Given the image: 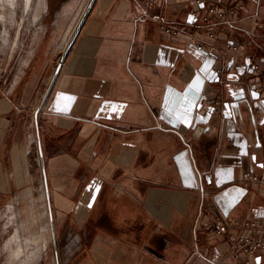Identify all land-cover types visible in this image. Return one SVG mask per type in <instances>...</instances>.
Returning <instances> with one entry per match:
<instances>
[{"label": "crops", "instance_id": "obj_1", "mask_svg": "<svg viewBox=\"0 0 264 264\" xmlns=\"http://www.w3.org/2000/svg\"><path fill=\"white\" fill-rule=\"evenodd\" d=\"M184 1L94 0L56 79L60 61L11 127L22 157L35 147L54 238L69 229L78 240L69 258L56 249L55 264H264V250L242 253L205 229L218 216L230 234H264L244 226L264 222V186L245 177L264 176V92L216 74L228 33L210 39L177 11ZM162 21L192 30L172 34ZM258 22L264 0H248L236 19L249 40L241 60L264 63Z\"/></svg>", "mask_w": 264, "mask_h": 264}, {"label": "rangeland", "instance_id": "obj_2", "mask_svg": "<svg viewBox=\"0 0 264 264\" xmlns=\"http://www.w3.org/2000/svg\"><path fill=\"white\" fill-rule=\"evenodd\" d=\"M87 1L34 0L27 9L17 0L13 19L0 20V117L10 121L5 132L0 122V264H55L56 249L69 258L78 241L69 229L54 238L35 147L22 157L11 127L41 97ZM16 231L23 251L11 260L5 243Z\"/></svg>", "mask_w": 264, "mask_h": 264}, {"label": "built area", "instance_id": "obj_3", "mask_svg": "<svg viewBox=\"0 0 264 264\" xmlns=\"http://www.w3.org/2000/svg\"><path fill=\"white\" fill-rule=\"evenodd\" d=\"M177 7V11L188 10L193 14L195 20H200L202 24L198 26L205 28L210 39L216 40L221 32L228 33V37L220 45L228 60L224 63H217L214 68L216 74L221 75L230 70L240 73L241 83H250L252 80L255 82V92L259 95L262 94L264 92V79H259V77L264 74V63L257 59L241 60L237 57L239 52L249 44L246 36L247 33L245 31L240 32L236 24V19L241 12L248 9V0H185L183 3L178 4ZM162 22L163 28L172 34L192 30L191 27L175 26L167 24L165 21ZM257 27L263 29L264 23L258 22ZM193 40L197 49H206L209 58H217L214 52L209 50L213 43L211 44L207 40L196 37ZM206 101L213 104L217 111L225 109L224 103L218 98L209 97ZM245 177L264 186V176L262 174L248 171L245 173ZM214 214L216 216V213ZM244 226L264 229V222L251 219L245 221ZM205 229L211 231L215 236L224 235L231 247H239L242 253L252 255L260 250H264V234L246 235L240 232L230 234L227 231V224L218 216L205 224Z\"/></svg>", "mask_w": 264, "mask_h": 264}, {"label": "bare ground", "instance_id": "obj_4", "mask_svg": "<svg viewBox=\"0 0 264 264\" xmlns=\"http://www.w3.org/2000/svg\"><path fill=\"white\" fill-rule=\"evenodd\" d=\"M16 1L17 0H0V7L2 8V10L0 11V20H5L8 17L12 18L14 16L15 10H16ZM32 1H34V0H25V4L23 3L24 6H26L25 8L28 9L29 7H31ZM88 1L86 2V4H84V7H83V9H82V11H81V13L79 15V18H81V16L83 15ZM79 18H78V20H80ZM74 28H75V26H74ZM73 31L74 30L71 31V33H70V35H69V37H68V39H67V41L65 43L66 44L65 45V49L67 51L71 47V46L68 47V42L70 40V37H71V34L73 33ZM0 40L5 41L6 40V35L5 36L3 34L0 35ZM19 239L20 238H18V232L16 231L12 236H10V238L5 243V246L9 249V254H10V259L11 260H13L17 256H19L22 253V251H23V245H22L21 241H19Z\"/></svg>", "mask_w": 264, "mask_h": 264}, {"label": "water", "instance_id": "obj_5", "mask_svg": "<svg viewBox=\"0 0 264 264\" xmlns=\"http://www.w3.org/2000/svg\"><path fill=\"white\" fill-rule=\"evenodd\" d=\"M93 2H94V0H89L87 6H86V8H85V11H84L83 15L81 16V18H80V20H79V22H78V24H77L75 30L73 31V33H72V35H71V38H70V40H69V42H68V47H70V46L73 44L75 38L77 37V35H78V33H79V30H80V28H81V25H82L83 21L85 20V18L87 17V15H88V13H89V11H90L92 5H93ZM66 53H67V50L65 49V50H64V53H63V55H62V58H61V60H60V63L58 64V66H57V68H56V71H55V74H54V77H53V82H54V80L56 79V77H57V75H58V73H59V71H60V69H61V67H62V63H63V61H64V58H65ZM53 82H52V83H53Z\"/></svg>", "mask_w": 264, "mask_h": 264}]
</instances>
